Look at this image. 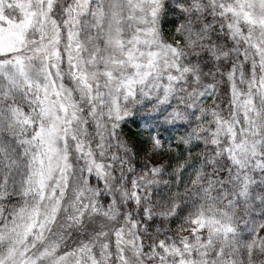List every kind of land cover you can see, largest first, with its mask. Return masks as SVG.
Listing matches in <instances>:
<instances>
[{"label":"clouds","instance_id":"obj_1","mask_svg":"<svg viewBox=\"0 0 264 264\" xmlns=\"http://www.w3.org/2000/svg\"><path fill=\"white\" fill-rule=\"evenodd\" d=\"M0 264H264V0H0Z\"/></svg>","mask_w":264,"mask_h":264}]
</instances>
